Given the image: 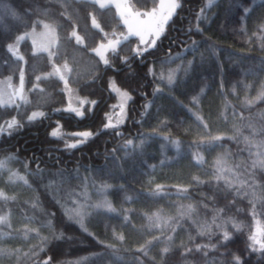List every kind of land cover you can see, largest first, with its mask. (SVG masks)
Returning a JSON list of instances; mask_svg holds the SVG:
<instances>
[{"label":"trees","instance_id":"obj_1","mask_svg":"<svg viewBox=\"0 0 264 264\" xmlns=\"http://www.w3.org/2000/svg\"><path fill=\"white\" fill-rule=\"evenodd\" d=\"M158 1L130 0L139 11ZM178 1L154 47L138 54L130 38L105 65L93 50L125 31L114 6L0 0V82L18 85L24 71L28 95L0 105V167L9 160L28 184L5 187L0 264H264L251 240L264 233V0ZM45 25L57 35L51 55L29 38L23 59L9 51ZM55 65L70 67L83 116L65 110ZM113 83L130 101L107 127Z\"/></svg>","mask_w":264,"mask_h":264},{"label":"rangeland","instance_id":"obj_2","mask_svg":"<svg viewBox=\"0 0 264 264\" xmlns=\"http://www.w3.org/2000/svg\"><path fill=\"white\" fill-rule=\"evenodd\" d=\"M91 1H94V2L98 3L99 5H100V3H104L106 6H114V7H115V5L117 3H120L121 5L127 3V4L131 5L130 0H91ZM169 2H170V0H159L157 5L155 7H153V8H151L150 10L139 11V10H136L133 7V11L134 12L135 11H139V12H142V13L156 11L157 15H159L160 12H161L160 5L164 4L165 6H167V4ZM165 10H166V7H165ZM116 11H117V15H118L117 8H116ZM118 17L121 19V17L119 15H118ZM141 19H145V17L142 16ZM168 22H167V24L165 26V31H166ZM165 31L163 32V34L165 33ZM161 36H160V38H161ZM21 37H23V39L19 38L17 40V42L12 47H10L11 48V52L18 59H21L20 58L21 55L19 53L20 41L24 40L25 38H29L30 39V41L33 44V48H34V52L35 53H42V52L50 53L57 45L56 31H55V29L53 27H50L48 25H47V27L44 26V28L41 31H39V32L32 31V32H30V33H28L26 35L21 36ZM130 38H136L138 40V45H137L138 54H141L146 49H150V48L154 47L156 45V43L159 41V39H160L159 38L156 41L155 45L152 46V47H148L147 45H141L140 42H139V39L137 37L130 36L128 34L127 28L125 26V31L121 35L117 36L116 38L109 39L106 42L101 43V44L107 45L110 41H113V42L119 41L120 43H122V42H124V41H126V40H128ZM149 39H151V38H149ZM100 45L96 49L93 50V52L95 54H96L95 50H100ZM117 46H116V48H117ZM44 49H47V51H44ZM111 52L112 51L105 49V54H106L107 58H108V55ZM67 68H70V67L67 65ZM57 69H59L60 71L57 72ZM69 74H70V72L67 71V69L65 68V65L64 66L55 65L54 66V70L52 72V75L55 76V77H58L59 79H60L61 75L64 76V80H62V79H60V80L65 85V90L67 92V97H68V105L65 108V110L69 111L71 113H75V112L71 111L70 109H76V110L82 112L84 106L87 104V101L84 98H81L76 93L75 89H73L69 85V83L67 81ZM21 75H23V88H22V90H21ZM21 75H20V81H19L18 85H14L10 78L4 79V80H2L0 82V105L1 106L18 105L20 103H24V102L27 101L28 95H27V93L25 91L24 71L21 72ZM65 81H66V83H65ZM111 91L116 95L117 103L114 106V109L112 110L111 115L109 116L107 127H117L120 124H122L124 122L125 118H126L127 106H128L129 101H130V99H129L130 96H129V94L126 91L120 89L114 83L111 85ZM56 133H57L56 136H60L61 135V133L59 131H56ZM262 150L264 151V149H262ZM0 171H2V176H4L3 179H4V182H5V183H3L1 181L0 192H2L4 194V196L7 197V199H11L13 196H10L8 194V191L5 190V187L10 186V185H15V184L22 185L24 187L28 186L27 181H25V179H20V177H23V176H21L16 170L13 169L12 162H10L9 160H6L5 162L2 163V165L0 167ZM59 179L60 178L58 176L45 175V179L43 178V176H39L38 181L40 183H42L43 180H45V183L46 182H50V184H53L54 182L58 183ZM2 199L3 198H0V202H2V204H0V220L3 219V217L1 216V212L5 211L4 201H2ZM62 206H63V209H65L67 211L66 214H69V217H70L69 211L74 216H77V214L79 212L78 211L79 207L77 205V201L76 202H75V200L71 201V199L66 198L64 200V203H63ZM36 215L42 216L43 212L38 211L36 213ZM10 223L11 222L9 221V218H7L5 222H0V232L2 230H4L5 228L10 230L11 229ZM41 230H43V228H41ZM27 232H28V235L32 234V233L33 234L37 233L36 231L31 232L29 230ZM39 235L42 236L41 231H40ZM254 236H257V239H260L263 242L264 233H263V231L261 229H257ZM256 245L259 247L258 244H256Z\"/></svg>","mask_w":264,"mask_h":264},{"label":"snow or ice","instance_id":"obj_3","mask_svg":"<svg viewBox=\"0 0 264 264\" xmlns=\"http://www.w3.org/2000/svg\"><path fill=\"white\" fill-rule=\"evenodd\" d=\"M180 3L178 0H170V2L165 6L164 4L160 5L161 12L159 15H157L156 11L152 12H139V11H133V6L130 4H123L121 5L120 3H117L115 7L118 10V15L121 17L123 24L127 28V32L130 36L137 37L139 39V42L141 45H147L148 47H152L155 45L156 41L160 38V36L163 34L165 31V26L167 22L173 17V15L176 13L177 9L180 8ZM100 7L104 8L106 5L104 3H100ZM166 7V10H165ZM145 17V19H141V17ZM93 25L95 27H99L98 24H96L95 19L93 18ZM47 27V25H45ZM151 38V39H149ZM20 39H23V37H20ZM126 39V38H125ZM77 42L79 43L80 40L78 39ZM119 41H110L107 45L101 44L100 45V50H95L96 55L101 58L103 63L107 65L109 63L107 56L105 54V49L110 50V51H115L116 46L119 44ZM9 51H11V48H9ZM44 51H47V49H44ZM139 51V50H138ZM51 55V53H49ZM23 59V57H20ZM65 68L67 71L71 72L70 68H67V65H65ZM60 70L57 69V72ZM60 79L64 80V76L61 75ZM66 83V81H65ZM23 88V75H21V90ZM130 99V97H129ZM71 111L75 112L78 116H83V113L76 110V109H70ZM44 113H33L31 117H29L30 120L36 119L38 116H43ZM16 121L13 120L8 127L12 128L13 126L16 125ZM53 136H56L57 133L53 132ZM85 136L90 135V133H85ZM215 140H220L221 137L217 136L214 137ZM131 143V141H129ZM69 147H76L75 144L69 145ZM219 163V162H218ZM20 179H24L23 177H20ZM0 198L7 199L6 196L2 192H0ZM99 207V206H98ZM107 211L112 212L114 211L113 208H111L110 205L107 206ZM6 217H4L0 222H5ZM229 238L228 233H224V239L227 240ZM251 240L253 244H258L259 245V250L264 251V242H262L260 239H257V236H252ZM253 251L256 249L253 248ZM167 251V249H165ZM237 259V264H240L239 258Z\"/></svg>","mask_w":264,"mask_h":264},{"label":"water","instance_id":"obj_4","mask_svg":"<svg viewBox=\"0 0 264 264\" xmlns=\"http://www.w3.org/2000/svg\"><path fill=\"white\" fill-rule=\"evenodd\" d=\"M85 133H76V136H83Z\"/></svg>","mask_w":264,"mask_h":264}]
</instances>
